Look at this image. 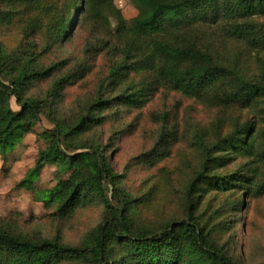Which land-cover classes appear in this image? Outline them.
Here are the masks:
<instances>
[{
	"label": "trees",
	"instance_id": "obj_1",
	"mask_svg": "<svg viewBox=\"0 0 264 264\" xmlns=\"http://www.w3.org/2000/svg\"><path fill=\"white\" fill-rule=\"evenodd\" d=\"M50 0H0V27H10L21 17L22 46L8 52L0 43V151L13 150L22 137L40 121L44 102L25 97L33 81L46 80L55 67L39 64L42 53L76 36L88 22L103 41L105 50L119 54L113 67L112 85L124 84L133 73L144 74L133 91L110 100L102 94L71 126L60 125L47 133L51 145L41 154L18 188L31 189L42 168L52 163L69 173L61 187L47 200L59 204V212L69 217L78 208L99 204L104 208L101 223L80 245L59 238L33 240L0 229V262L3 264H236L228 246L222 243L231 222L223 213L208 207L201 210V195L213 188L230 196L246 193L264 196V182L255 170L220 174L237 159L264 163V0H134L138 14L133 30L121 23L115 34L105 18L106 0H67L62 6H46ZM56 9V10H55ZM26 17V18H25ZM123 22V20H122ZM173 42H156L167 32ZM43 40L42 53L31 38ZM110 38L112 40H110ZM232 41L240 49L232 61L221 53L220 44ZM158 43V44H157ZM255 53L259 71L251 73L244 54ZM105 50H96L104 52ZM244 64V65H241ZM248 69V70H247ZM90 68L59 79L50 94L84 79ZM168 89L209 107L219 109L222 119L215 124L211 143L202 152V169L189 183L181 202L184 217L158 228L138 226L137 207L147 197L132 199L121 187L122 176L115 173L107 156V146L98 144L70 152V140L105 122L97 112L117 106L142 108L155 92ZM17 99L20 111L12 108ZM259 105L261 122L240 118L224 133L226 111L253 109ZM206 133V132H205ZM171 134H169L170 136ZM210 139V134H203ZM164 153V152H163ZM160 153L149 158L155 161ZM162 155V154H161ZM257 171V170H256ZM210 207V206H209ZM234 211V210H233Z\"/></svg>",
	"mask_w": 264,
	"mask_h": 264
},
{
	"label": "rangeland",
	"instance_id": "obj_2",
	"mask_svg": "<svg viewBox=\"0 0 264 264\" xmlns=\"http://www.w3.org/2000/svg\"><path fill=\"white\" fill-rule=\"evenodd\" d=\"M106 1L110 5L103 12L113 34L121 23L133 30V20L138 14L134 0ZM66 2L50 0L46 6L52 8ZM25 21L19 17L12 26L0 27V43L8 52L22 46ZM258 21L264 23V17ZM97 38L88 22L74 38L54 45L46 52H43L46 45L42 39H30L34 41L33 47L37 46L36 51L43 52L39 65L55 69L50 78L33 81L25 92V97L43 100L40 121L13 150L6 154L0 151V229L33 240L59 238L63 243L77 246L101 223L104 208L99 204L80 207L69 217L61 215L58 203L47 205L49 197L60 189L61 181L70 176V172H60L61 168L55 164L48 163L42 168L31 189L17 187L51 145L47 133L54 132L60 125L74 124L102 93L110 100L133 91L134 84L144 75L133 73L124 84L112 85L113 67L119 64L121 57L105 50V37H101V42ZM174 39L175 34L169 31L155 43L173 42ZM219 46L230 61L240 49L232 41ZM102 49L105 51L100 54L96 51ZM242 49L246 51L244 47ZM244 54L248 58L249 71L257 73L256 54L247 51ZM81 67L90 68L89 73L77 84L61 91L60 98L54 100L50 94L55 83ZM11 104L15 111H20L16 98ZM259 108L258 105L253 109L226 111L224 133L231 131L232 120L236 118H240V122H261ZM97 113L105 117L104 124L73 137L69 141L70 152H81V148L98 144L107 146V156L115 173L123 177L121 187L125 194L132 199L147 197V202L137 207L135 222L138 226L155 229L183 218V195L202 169V152L212 142L215 124L222 119L223 113L168 89L155 92L142 108L117 106ZM203 134H210V139ZM157 153L160 155L155 161H150L149 158ZM249 170H255L254 176L259 183L264 182V163L237 159L217 172L225 175L244 171L250 175ZM201 198V210L208 207L209 215L220 210L224 214L221 219L231 222L222 243L228 246L235 263L264 264V196L246 193L230 196V192L210 188Z\"/></svg>",
	"mask_w": 264,
	"mask_h": 264
}]
</instances>
